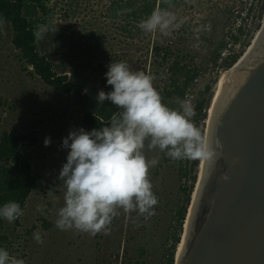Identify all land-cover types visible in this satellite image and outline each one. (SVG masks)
<instances>
[{"label": "rangeland", "instance_id": "rangeland-1", "mask_svg": "<svg viewBox=\"0 0 264 264\" xmlns=\"http://www.w3.org/2000/svg\"><path fill=\"white\" fill-rule=\"evenodd\" d=\"M111 1L52 0L48 14L34 7L26 11L32 21L52 24L58 30L40 40L41 54L55 63L57 71H67L92 93L102 87L112 89L106 80L112 61H126L133 70L152 74V40L127 38L122 30L123 15L111 16ZM197 1L196 7L174 13L177 23L168 34L178 40L179 55L201 69L187 96L193 104L206 85L213 88L228 71L223 66L224 58L240 49L233 44L234 37H241L243 43L253 41L264 20V16L260 19L262 0ZM13 35L12 27L0 22V138L13 130L37 132L38 141L31 148L37 187L27 200L20 224L5 219L6 238L0 240V248L26 264H167L177 232V214L184 203L187 159L173 161L159 150L146 152L149 159L159 157L149 174L159 202L154 206L155 215L147 220L136 212L126 214L121 210L108 234L92 236L56 228L58 210L64 205L59 175L70 151L62 147L63 139L71 130H92L84 124L71 96L48 86L26 68L12 44ZM223 44L227 48L222 49ZM206 123L207 119L203 121L204 135ZM46 138L51 139L47 147ZM198 171L195 165L196 180ZM44 220L52 225L45 228ZM37 229L43 244L33 239Z\"/></svg>", "mask_w": 264, "mask_h": 264}, {"label": "clouds", "instance_id": "clouds-1", "mask_svg": "<svg viewBox=\"0 0 264 264\" xmlns=\"http://www.w3.org/2000/svg\"><path fill=\"white\" fill-rule=\"evenodd\" d=\"M175 20L171 11L157 6L138 27L146 33L167 35ZM57 31L52 24H38L34 36L42 40L47 33ZM106 80L113 90L99 91L98 103L108 100L118 109L109 124L91 132L71 130L63 139L62 147L70 151L59 175L64 205L58 210L55 227L62 231L108 234L121 210L136 212L145 220L154 216L159 201L149 174L159 157L149 159L146 152L159 150L173 161L213 162L218 157L215 145L219 142L197 126L195 105L187 97L178 101L177 108L169 107L154 86L156 76L135 71L126 61H112ZM50 144L51 139L46 138L45 146ZM23 215L16 201L0 207V218L9 223ZM33 239L44 243L39 229ZM0 264L26 262L0 248Z\"/></svg>", "mask_w": 264, "mask_h": 264}, {"label": "water", "instance_id": "water-1", "mask_svg": "<svg viewBox=\"0 0 264 264\" xmlns=\"http://www.w3.org/2000/svg\"><path fill=\"white\" fill-rule=\"evenodd\" d=\"M216 91L217 83L205 136L219 142L218 157L194 160L203 167L175 264H264V20L228 69L211 116Z\"/></svg>", "mask_w": 264, "mask_h": 264}, {"label": "trees", "instance_id": "trees-1", "mask_svg": "<svg viewBox=\"0 0 264 264\" xmlns=\"http://www.w3.org/2000/svg\"><path fill=\"white\" fill-rule=\"evenodd\" d=\"M52 0H0V21L7 23L13 29L12 44L19 51L20 57L27 69L32 70L48 86L64 93L73 99L78 106L83 122L91 130L100 129L108 125L114 111H117L111 101L98 103V93L112 91L108 87H102L97 93L86 89L81 81L70 77L67 71H57L55 63L46 55L41 54L39 42L34 36L36 25L39 22L32 21L26 15L29 8L34 7L43 14H48L49 4ZM197 0H112L109 10L111 16L123 15L124 30L127 38L142 36V40H152L149 47L151 51L152 74L156 76L154 86L161 93L164 102L171 108H177L178 101L185 99L191 92L192 85L201 74L198 66L190 65L177 52V39L160 32L146 33L138 27L141 20L146 19L157 7L167 8L173 14L183 12L187 7H196ZM125 9H133L131 12ZM264 16V0L260 8V19ZM169 29L171 35L173 27ZM256 27V31H258ZM171 32V33H170ZM145 35V37L143 35ZM150 34V35H149ZM149 36V37H148ZM147 37V38H146ZM251 39L243 43L241 37H234L233 44L240 49L231 52L224 58L223 66L230 69L248 49ZM149 44V43H148ZM227 44L222 45L227 48ZM221 56L219 53L218 57ZM217 61V59H216ZM103 69V64L100 65ZM107 86H109L107 84ZM212 85H206L204 91L195 101L196 116L194 120L204 134L203 121L207 116V102ZM38 141L37 132L10 131L4 132L0 138V207L9 201H16L24 212L27 200L37 187V177L33 172L32 146ZM185 170L186 184L183 187L184 203L178 211L177 232L172 237V245L168 251L167 264H175L177 247L181 241V231L187 216V210L191 202V196L196 184V176L193 174L194 161L187 159ZM21 217L14 221L20 224ZM5 219L0 218V240L5 239L3 229ZM51 222L44 220L45 228H49Z\"/></svg>", "mask_w": 264, "mask_h": 264}, {"label": "bare ground", "instance_id": "bare-ground-1", "mask_svg": "<svg viewBox=\"0 0 264 264\" xmlns=\"http://www.w3.org/2000/svg\"><path fill=\"white\" fill-rule=\"evenodd\" d=\"M257 35V34H256ZM256 37V36H255ZM255 39V38H254ZM253 39V40H254ZM249 47V46H248ZM226 77H227V71L220 77V79L217 81V91H216V94H215V96H214V99H213V102H212V106H211V108L209 109V114H211V116H212V112H213V108H214V104H215V100H216V97H217V94H218V92H219V90H220V87H221V85L223 84V82L225 81V79H226ZM210 116V117H211ZM207 120H208V118H207ZM209 120H210V118H209ZM203 163H204V160H203ZM202 167H203V165H201V166H199V171H198V175H197V182L199 183V179H200V175H201V169H202ZM197 184V183H196ZM198 185V184H197ZM198 187V186H197ZM196 190H197V188L195 189L194 188V191H193V193H192V196L193 197H195V195H196ZM191 204V203H190ZM189 207H190V205H189ZM188 221V220H187ZM185 223H187L186 221H185ZM186 225V224H185ZM186 227V226H185ZM185 227H184V229H185ZM184 235H185V231H183V234H182V237H181V239L183 238L184 239ZM179 248L177 249V251H178V253H180V251H181V249H182V243H179Z\"/></svg>", "mask_w": 264, "mask_h": 264}]
</instances>
